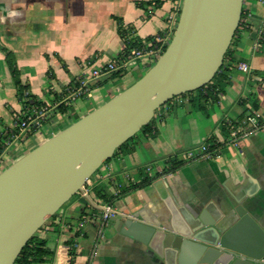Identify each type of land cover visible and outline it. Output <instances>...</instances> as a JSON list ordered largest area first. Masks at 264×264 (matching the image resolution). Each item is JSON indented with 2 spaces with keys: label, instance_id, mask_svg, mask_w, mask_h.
Listing matches in <instances>:
<instances>
[{
  "label": "crops",
  "instance_id": "obj_1",
  "mask_svg": "<svg viewBox=\"0 0 264 264\" xmlns=\"http://www.w3.org/2000/svg\"><path fill=\"white\" fill-rule=\"evenodd\" d=\"M180 8L181 0H0V130L11 127L22 109L13 69L31 97L48 107L42 125L11 145L0 169L135 82L151 60L98 78L84 97L65 93L79 75L119 55L124 30H130L134 47L158 34L170 38L168 16L176 21ZM242 12L224 71L210 86L215 98L191 91L160 106L154 134L139 133L132 152L103 163L86 194L77 193L36 232L44 253L34 264H172L122 233L114 214L187 231L201 210L217 218L238 200L264 228V130L251 133L240 148L227 143L229 124L249 111L264 121L262 39L254 46L264 0H243ZM240 62L250 65L248 73L238 69ZM207 138L220 141L213 157L184 158ZM144 177L148 182L137 186ZM107 206L112 214L103 219Z\"/></svg>",
  "mask_w": 264,
  "mask_h": 264
},
{
  "label": "water",
  "instance_id": "obj_2",
  "mask_svg": "<svg viewBox=\"0 0 264 264\" xmlns=\"http://www.w3.org/2000/svg\"><path fill=\"white\" fill-rule=\"evenodd\" d=\"M242 5L243 0H181L167 46L135 82L0 169V264H13L27 240L160 106L214 77ZM237 201L217 218L201 210L187 231L129 215L113 218L122 233L172 264H264V228Z\"/></svg>",
  "mask_w": 264,
  "mask_h": 264
},
{
  "label": "built area",
  "instance_id": "obj_3",
  "mask_svg": "<svg viewBox=\"0 0 264 264\" xmlns=\"http://www.w3.org/2000/svg\"><path fill=\"white\" fill-rule=\"evenodd\" d=\"M178 16V15H177ZM243 21V20H242ZM172 23V34L175 29L177 20L168 16V27ZM129 30V29H126ZM264 31V22L259 29V36L255 41V48L260 46L261 36ZM130 35V33H129ZM172 36V35H171ZM170 36V38H171ZM170 38H163L162 35H155L153 37V42L146 43L140 42L137 47L131 46L126 49V46L121 50L119 55L115 58L107 61L103 65L95 66L91 70L79 75L72 84L68 85L65 89V93L70 98H77L85 96L89 87L98 78L103 76L111 75V73L119 70H123L130 66L132 62L138 59L147 58L152 61V63L160 56L167 46ZM127 40H131V37L127 35ZM238 69L248 73L250 71V65L247 62H240L238 64ZM180 96V95H179ZM177 96V97H179ZM23 99V101L26 100ZM28 99V98H27ZM22 109L19 112L13 114V123L11 127H4L0 130V167L3 164V158L7 150L14 144L24 133L31 132L38 129L45 119L48 113V107L45 105H35L32 104L29 108H24L22 100L20 101ZM264 130V121L261 118V114L256 111H249L245 114L244 118L240 122L230 123L228 126V140L227 143L240 148L241 142L246 139L251 133ZM223 142V140H222ZM225 142V140H224ZM220 141L206 139L203 141L199 147H197L196 152L193 150L185 151V159H208L213 157L219 151ZM150 167H147V171ZM90 183V178L87 179L84 186L78 191V193L86 194V186ZM112 212L110 207L107 206L104 213L103 219L110 217ZM93 264V263H89Z\"/></svg>",
  "mask_w": 264,
  "mask_h": 264
},
{
  "label": "trees",
  "instance_id": "obj_4",
  "mask_svg": "<svg viewBox=\"0 0 264 264\" xmlns=\"http://www.w3.org/2000/svg\"><path fill=\"white\" fill-rule=\"evenodd\" d=\"M242 20H243V12L241 14L238 26L241 24ZM128 33H130V30H126V31L124 30L123 39L125 41L126 49L135 44V42L132 39L131 40L126 39ZM261 39H262V43H264V31H263V37ZM227 53H228V49L225 52L224 58H225ZM223 62H224V60H223ZM222 65H223V63H222ZM222 65L218 71L219 73L224 71L222 69ZM218 72L214 75V77L208 83H206L204 86L194 90L193 92H195L196 94H199V95H203L204 91H206V93H207L206 95L211 96V98L214 99L215 97H214V95L211 94L212 91L210 90V86L214 83L215 79L217 78V76L219 74ZM118 73H119V71H115V72L111 73V75H116ZM13 77H14L15 83L17 84V88H18V90H17L18 99L20 101L22 100L24 108H29L32 104H35L37 106L40 105L41 103L38 100L34 99V97L32 98L31 95L27 92V86L23 85L19 81V78L17 76V71L14 69H13ZM90 87H91V85H90ZM25 97H27L28 99L26 98V100L23 101V99H25ZM250 98H252V96H250ZM250 101H252V100H250ZM252 104L255 106L253 101H252ZM60 106L61 105H59L58 107H60ZM63 108L64 107H61V110H63ZM152 119H153V117H152ZM152 119L148 123L143 125L140 128V130L136 132L135 135H133L132 137L127 139L124 143H122L120 146H118L115 149L113 155H115L118 152H122V153L132 152L135 148L134 139L139 133H147L148 135L154 134V127L152 126ZM109 159H107L105 162H107ZM146 182H148V177H144V179L137 186H141V185L145 184ZM77 193L73 197H71V199L74 198L77 195ZM42 227H43V225L40 228H42ZM36 232L27 240V242L25 243V245L22 247L19 254L17 255L16 259L14 260L13 264H34L43 255L44 250L41 247L43 244V241L37 237Z\"/></svg>",
  "mask_w": 264,
  "mask_h": 264
},
{
  "label": "rangeland",
  "instance_id": "obj_5",
  "mask_svg": "<svg viewBox=\"0 0 264 264\" xmlns=\"http://www.w3.org/2000/svg\"><path fill=\"white\" fill-rule=\"evenodd\" d=\"M4 160V159H3Z\"/></svg>",
  "mask_w": 264,
  "mask_h": 264
}]
</instances>
